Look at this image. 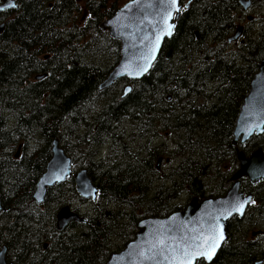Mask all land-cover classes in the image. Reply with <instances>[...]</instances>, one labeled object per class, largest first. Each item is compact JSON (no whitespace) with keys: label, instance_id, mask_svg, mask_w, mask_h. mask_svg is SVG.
<instances>
[{"label":"trees","instance_id":"obj_1","mask_svg":"<svg viewBox=\"0 0 264 264\" xmlns=\"http://www.w3.org/2000/svg\"><path fill=\"white\" fill-rule=\"evenodd\" d=\"M128 1L23 0L5 17L0 249L7 263L105 264L133 239L140 220L181 212L193 198L223 196L237 171L236 149L246 156L264 149L256 143L264 130L243 148L231 144L240 105L264 61V0H248L255 25L243 27L236 44L226 40L244 18L237 0H178L190 3L148 73L98 92L120 49L98 26ZM54 139L72 174L86 171L94 201L80 199L69 177L48 189L41 205L32 202ZM161 160L168 165L162 171ZM260 183L242 180L240 191L256 206L227 223L211 264H264L262 239H249L263 227ZM65 206L84 223L56 232L55 216Z\"/></svg>","mask_w":264,"mask_h":264},{"label":"water","instance_id":"obj_2","mask_svg":"<svg viewBox=\"0 0 264 264\" xmlns=\"http://www.w3.org/2000/svg\"><path fill=\"white\" fill-rule=\"evenodd\" d=\"M237 2L241 12L248 11V0ZM189 3L190 1L181 6L178 0L175 4L172 0H130L110 18L101 22L99 30L107 33L112 40L118 41L120 49L117 64L99 85L98 92L119 80H141L156 60L163 41L170 38L169 26H172V34L180 11L187 9ZM241 32L242 28H236L226 42L232 44L238 41ZM169 56L170 53L167 52L165 58L168 59ZM129 91L130 86H126L121 98ZM263 129L264 61L253 75L248 93L240 105L232 131V146L244 145L251 137L260 136ZM236 164L237 171L230 178L231 185L222 197L208 198L200 202L193 198L181 212L164 218L140 220L133 239L120 252L110 255L105 264H195L198 261L211 264L225 240L227 223L234 217L242 218L251 204V196H244L240 192L241 180L244 179L251 185L264 181V155L260 149L248 157L242 151L236 150ZM70 176L71 160L54 139L50 144V158L34 185L32 202L41 205L46 191L64 183ZM72 181L80 199L95 200L96 188L84 169L77 170L72 175ZM242 203L243 214L236 211ZM2 210L0 205V212ZM55 221L56 232L63 231L70 223H84L68 206L59 209ZM221 228L224 239L209 260L206 253L211 251L213 243L219 238ZM251 236L254 237L255 234ZM5 254V247H1L0 264H11L6 262Z\"/></svg>","mask_w":264,"mask_h":264},{"label":"rangeland","instance_id":"obj_3","mask_svg":"<svg viewBox=\"0 0 264 264\" xmlns=\"http://www.w3.org/2000/svg\"><path fill=\"white\" fill-rule=\"evenodd\" d=\"M255 16H256V12H255V10H249L248 12H246V13H244V15H243V20L242 19H239V21L237 22V27H240V28H243V27H245L246 25L247 26H254L255 24H253V20L255 19ZM246 26V27H247ZM241 39H239L238 41H236V42H234V44H236L237 42H239ZM161 141H163V140H161ZM257 144H260V145H264V137H262V138H260V139H258L257 140V142H256ZM165 162V160H161V162L159 163V168H160V170L162 171V170H165L167 167H168V165H167V163H164ZM208 184V183H207ZM209 186V185H208ZM227 188H228V186H227V184L225 185ZM264 214V213H263ZM264 216V215H263ZM262 226L263 227H261V229H254L253 231H255V233H257V231H261V234L259 235V236H256V237H254V238H252L253 240H255L256 242L258 241V239L259 238H261L262 240H261V243L259 244V245H261V247L264 249V237L262 236V234H264V219H263V221H262ZM252 231V230H251ZM249 239H250V236H249Z\"/></svg>","mask_w":264,"mask_h":264},{"label":"flooded vegetation","instance_id":"obj_4","mask_svg":"<svg viewBox=\"0 0 264 264\" xmlns=\"http://www.w3.org/2000/svg\"><path fill=\"white\" fill-rule=\"evenodd\" d=\"M22 1L23 0H0V34H2V32H3V30H4V24H5V20H6V15L7 14H9V12L10 13H12V12H14V11H16V8L18 7V5H19V3L21 2L22 3ZM11 4H15L16 5V7H10V5ZM4 6H5V8H4ZM6 6H8V8H6ZM13 17V16H12ZM250 140V139H249ZM248 142V141H247ZM246 142V143H247ZM245 143V144H246ZM244 144V145H245ZM244 145H242L241 146V148H243L244 147ZM234 147H236V146H234ZM257 149H260L261 150V152H262V154L264 155V149L262 150L261 148H257ZM257 149H255L254 151H256ZM236 150H238V149H236ZM236 150H235V152H236ZM253 151V152H254ZM243 152V151H242ZM252 152V153H253ZM251 153V154H252ZM251 154H249V155H245V157H248V156H250ZM249 184V183H248ZM257 184H261L260 182H258V183H255V184H253V185H251V184H249V185H251V186H254V185H257ZM262 188H264V185L262 186ZM256 205L254 204L253 205V207H255ZM214 261V260H213ZM212 261V262H213ZM202 262V261H201ZM211 262V263H212ZM202 263H204V262H202ZM205 264V263H204Z\"/></svg>","mask_w":264,"mask_h":264},{"label":"snow or ice","instance_id":"obj_5","mask_svg":"<svg viewBox=\"0 0 264 264\" xmlns=\"http://www.w3.org/2000/svg\"><path fill=\"white\" fill-rule=\"evenodd\" d=\"M172 3L175 4L176 0H172ZM10 7H16L15 4H11ZM171 25L169 26V31H168V35H171ZM245 203H247V201H245ZM243 209H244V204L242 203L239 208L236 209V211L240 212L241 214H243ZM231 213H229L230 215ZM224 239V235H223V229L221 228L220 232H219V238L215 240V242L212 245L211 251H209L208 253H206L207 258L209 260L212 259V256L215 255V250L216 248H218L220 246V241H222ZM201 255H205V253H201Z\"/></svg>","mask_w":264,"mask_h":264},{"label":"bare ground","instance_id":"obj_6","mask_svg":"<svg viewBox=\"0 0 264 264\" xmlns=\"http://www.w3.org/2000/svg\"><path fill=\"white\" fill-rule=\"evenodd\" d=\"M198 201V200H197ZM199 202V201H198ZM259 234H261V233H259V232H257V233H255V236L254 237H256V236H258ZM253 237V238H254Z\"/></svg>","mask_w":264,"mask_h":264}]
</instances>
